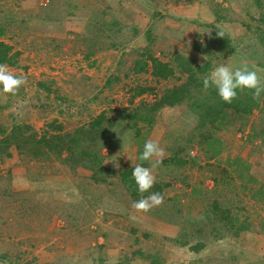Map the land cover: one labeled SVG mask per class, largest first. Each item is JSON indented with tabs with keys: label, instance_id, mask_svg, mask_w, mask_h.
I'll list each match as a JSON object with an SVG mask.
<instances>
[{
	"label": "rangeland",
	"instance_id": "374dc122",
	"mask_svg": "<svg viewBox=\"0 0 264 264\" xmlns=\"http://www.w3.org/2000/svg\"><path fill=\"white\" fill-rule=\"evenodd\" d=\"M261 13L264 0H0V40L20 52L22 65L8 68L27 77L16 95L5 94L0 87V124L9 127L15 121L26 122L42 132L57 119L73 129L90 120L86 108L95 115L103 110L114 115L113 110L153 101L155 92H147L132 104L130 88L148 84L163 89L177 80L156 82L149 74L135 75L131 67L144 48L166 62L176 55L202 63L210 59V72L220 65L233 70L247 66L257 70L264 81V46L251 29L257 26L253 18ZM85 33L95 34L93 43L103 46L90 58L85 57L90 43L82 39ZM218 33H223L222 38L235 51L216 43ZM112 42L118 45L112 47ZM196 42L203 51L194 47ZM39 82H47L52 92ZM55 90L68 101L57 99ZM260 117V110L255 109L244 133H236L232 126L218 131L222 149L212 159L195 147L191 151L199 157L195 166L175 173L161 166L152 170L163 183L178 180L166 190V197L182 196L179 203L184 217L200 229L206 227L200 199L208 195L228 202L240 220L249 219L248 231L213 242L198 254L172 243L180 226L137 212L120 188H116L118 193L106 191L93 211L94 220L82 223L90 216L86 206L77 204L84 196L80 188L88 185L91 171L83 167L73 170L59 159L46 163L47 168L39 163L30 165L12 146V156L0 162V264H22L33 256L42 264L60 256L71 264H95L98 256L105 257L104 264L119 263L129 256V244L134 250H158L160 264H264V193L259 191L264 189V169L258 165L264 151L254 152L252 144L243 141L249 126L258 125ZM197 119L189 105L165 108L149 139L158 142L167 156L170 150L164 147L180 142ZM121 122L119 119L111 133L114 140L102 148L112 169L134 164L137 158L133 132L122 134ZM238 163H250L253 169L249 166L245 172ZM86 196L94 200L90 194ZM68 213L77 218V224L68 221L72 220ZM158 243L162 246L153 249ZM5 254L17 262L8 261ZM132 262L151 264L140 256Z\"/></svg>",
	"mask_w": 264,
	"mask_h": 264
},
{
	"label": "trees",
	"instance_id": "16d2710c",
	"mask_svg": "<svg viewBox=\"0 0 264 264\" xmlns=\"http://www.w3.org/2000/svg\"><path fill=\"white\" fill-rule=\"evenodd\" d=\"M256 1L260 2V0ZM253 20L257 23L255 29L251 28L253 34H256L257 42L264 46V13L258 15L257 18H253ZM94 35L85 33L82 36L83 40L90 42L86 50V58H90L103 47L101 46L102 44L96 46L94 44L95 40L93 43ZM216 38V43L220 44L221 47H230L234 50V47L228 43L225 37L222 38L216 35ZM117 45V42H112L111 44L112 47ZM194 47L199 51H203L198 42H196ZM19 56L20 52L15 50L12 44L5 40H0V63L17 68L22 67ZM210 68V59L202 63L182 55H176L173 60L166 62L152 55L149 49L144 48L141 52V57L137 58L131 67L133 73L135 75L149 74L156 82L170 81L175 78L177 80L176 83L163 89H158L148 84L135 85L130 88V101L132 104L135 98L142 97L147 92H155V99L151 102L141 101L139 105L134 107L130 106L113 110L114 115L109 110H103L95 115L90 109L86 108L90 114V120L82 122L73 129H67L66 125L60 123L57 119L47 124V127L42 132H39L34 126L26 122L17 123L15 121L9 127L5 124H0V162L5 157L12 156L11 147L14 146L19 156L30 165L39 163L40 166L47 168L48 165L46 163L53 159H59L73 170L83 167L91 171L88 185L85 186L84 184L80 188L84 196L81 197V201L77 204L82 205L81 207H87L86 212H88L90 217L87 222L80 220L84 224L92 219L94 220L95 213L93 214V211L100 206L105 192L116 193V188H120L121 192L124 191L128 194L132 203L154 192L160 193L164 198L163 203L147 213L163 220L168 219L171 223L173 222V224L180 226L179 235L171 239V241L180 247H188L191 252L198 254L213 242H218L230 236H239L250 229V221L247 217L244 220H240L238 215L233 213L229 203L224 199L216 196L212 197V195L200 199L204 205L205 215L202 221L204 226H206L200 229L195 221H188L184 217L182 205L179 203L182 200V196L178 194L166 197V190L174 186L175 181H178L177 179L163 183V179L155 178L156 182L149 192L141 194L132 177V171L136 165L151 166L149 162L141 161L139 157L144 150L145 142L149 140L158 115L165 108H181L189 105L190 110L198 118L196 126L188 134L180 137V142H176L174 146L167 145L164 147L166 150H170V154L165 156L160 166L162 169L167 167L169 173L179 172L188 165L195 166L199 161L198 156L191 154L195 147L202 150L207 155V159L217 156L222 149L221 138L220 136L216 137L217 132L229 126H232L236 133L245 131L248 124L247 120L255 109L260 110V121L257 123L258 125L252 123L249 126L250 131L248 130L243 141L250 145L252 144L254 152L257 149L260 151L263 149L264 151V93L261 94L259 100H253L250 90L244 89L240 91L237 89V98L231 104L225 103L218 95L215 87L205 89L203 86V79L210 73ZM205 74L207 75L204 76ZM110 82L111 80H109ZM39 86L49 93L52 92L47 82H39ZM55 92L57 99L63 101V103L68 101L66 96L63 97L59 92L57 94V90ZM119 119L122 120L121 126H123L124 130V132H121L122 134L124 133L125 135L128 130L133 132L131 139L138 147V152L134 164L125 163L118 169H112L105 163L107 156L102 152V148L106 143L114 140L111 133H114V128L119 125ZM246 165L238 163V167H241L245 172L249 170V166H252L250 163H246ZM258 165L264 169V159L260 160ZM252 169L253 166L251 171ZM226 171L224 169L222 172L225 173ZM238 175L241 179L244 178L243 174ZM230 177L232 178V176ZM250 177L253 178L251 175ZM215 180L217 179L215 178ZM78 183L76 184L78 185ZM107 186L112 188L107 189ZM259 191L264 193L263 188H260ZM87 194H90L94 200L87 198ZM0 217L2 216L0 215ZM69 217L72 220L68 219V221L74 225L77 224V218L68 213L67 218ZM204 229L206 231L201 232ZM209 235L210 238H208ZM201 236L206 240H197V237L200 238ZM144 237L149 238V235L144 234ZM105 238L107 239L108 236L105 235ZM167 240L169 241L170 238H164V241ZM163 242L161 243L163 244ZM135 243L137 244L138 240ZM162 244H155L153 249L160 248ZM102 245L99 246L103 248ZM128 250L129 256H124L119 263L109 264H133L132 261L137 256L151 260V264H160L162 262L160 254L157 253L158 250L152 252L143 248L134 250L131 244H129ZM5 257L8 261L17 262L7 254H5ZM65 259L66 257L60 256L55 262H45L44 264H71L69 260L68 262ZM104 261L105 257L98 256L94 262L95 264H104ZM22 264L42 263H39L37 257L33 256Z\"/></svg>",
	"mask_w": 264,
	"mask_h": 264
},
{
	"label": "clouds",
	"instance_id": "9594fccd",
	"mask_svg": "<svg viewBox=\"0 0 264 264\" xmlns=\"http://www.w3.org/2000/svg\"><path fill=\"white\" fill-rule=\"evenodd\" d=\"M217 35L223 37V33ZM27 83V77L23 74L16 75L9 70L6 64L0 63V85L5 94L16 95L21 86ZM205 89L215 87L220 98L231 104L237 98V89L243 91L248 89L252 92L253 100H259L261 94L264 93V81H262L257 70H249L247 66L233 70L228 65H220L215 67L208 76L203 79ZM165 151L159 146V143L151 139L144 144V150L140 155L141 161H147L150 167H144L140 164L136 165L132 171V177L138 187V191L143 194L149 192L154 186L156 180L153 175V169L159 167L165 158ZM107 163V162H105ZM119 167L117 163L115 165ZM163 196L154 192L147 197L133 203V208L137 212L147 213L154 207H158L163 203Z\"/></svg>",
	"mask_w": 264,
	"mask_h": 264
}]
</instances>
